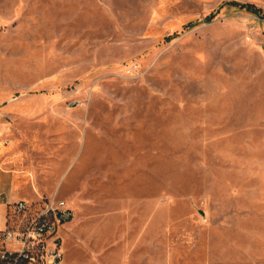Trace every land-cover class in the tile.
Returning a JSON list of instances; mask_svg holds the SVG:
<instances>
[{"label": "rangeland", "instance_id": "rangeland-1", "mask_svg": "<svg viewBox=\"0 0 264 264\" xmlns=\"http://www.w3.org/2000/svg\"><path fill=\"white\" fill-rule=\"evenodd\" d=\"M0 162L63 264H264V0H0Z\"/></svg>", "mask_w": 264, "mask_h": 264}, {"label": "built area", "instance_id": "built-area-1", "mask_svg": "<svg viewBox=\"0 0 264 264\" xmlns=\"http://www.w3.org/2000/svg\"><path fill=\"white\" fill-rule=\"evenodd\" d=\"M74 209L59 195L8 204L0 214V264H63V231Z\"/></svg>", "mask_w": 264, "mask_h": 264}, {"label": "crops", "instance_id": "crops-1", "mask_svg": "<svg viewBox=\"0 0 264 264\" xmlns=\"http://www.w3.org/2000/svg\"><path fill=\"white\" fill-rule=\"evenodd\" d=\"M14 186L15 178L13 171L7 165L0 162V214L2 216L7 214L8 204L10 202H13L18 198H20V200L23 198L21 194L16 192ZM65 253L66 247L64 246V255Z\"/></svg>", "mask_w": 264, "mask_h": 264}]
</instances>
